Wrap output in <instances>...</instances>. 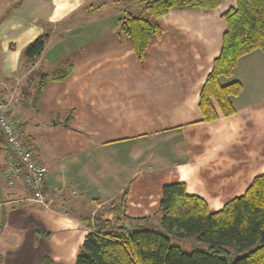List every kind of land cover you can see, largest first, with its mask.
<instances>
[{"label":"crops","instance_id":"crops-1","mask_svg":"<svg viewBox=\"0 0 264 264\" xmlns=\"http://www.w3.org/2000/svg\"><path fill=\"white\" fill-rule=\"evenodd\" d=\"M146 1L0 0L10 8L0 19V93L19 99L14 112L47 168L50 203L23 200L28 191L19 182L8 185L0 130L1 234L6 226L25 232L12 250H0L1 264H41L44 257L75 264L89 232L80 217L112 220L105 206L127 187L123 224L157 230L164 186L184 182L214 213L264 173V52L244 56L222 80L243 85L234 115L203 122L199 109L222 50L223 14L236 0L208 12L171 11L141 63L118 21L140 13ZM44 35V52L28 63L26 47ZM66 63L71 74L49 80L36 104L22 96L25 88L36 93L42 76Z\"/></svg>","mask_w":264,"mask_h":264},{"label":"trees","instance_id":"trees-1","mask_svg":"<svg viewBox=\"0 0 264 264\" xmlns=\"http://www.w3.org/2000/svg\"><path fill=\"white\" fill-rule=\"evenodd\" d=\"M225 1L149 0L139 14L128 12L119 19V31L143 63L149 48L162 36L161 18L174 10L208 12ZM223 19L227 30L222 50L200 94L203 122L235 114L233 99L242 93L243 85L239 81L223 84L222 80L232 77L244 56L264 52V0H236V7L224 13ZM48 38L41 36L26 47L24 58L28 63L42 55ZM71 72L72 64L66 63L51 75L44 74L36 93L25 88L22 96L36 104L49 80H64ZM128 195L127 187L108 211L115 222L100 216L80 217L89 232L75 264H264V173L253 180L242 196L214 213L204 199L188 192L184 182L164 186L160 202L162 231L126 228L123 221L127 218ZM173 238L194 239L206 250L196 247L198 250L185 252L172 242ZM237 256L240 258L236 260ZM1 261L0 258V264ZM41 264L56 263L44 257Z\"/></svg>","mask_w":264,"mask_h":264},{"label":"built area","instance_id":"built-area-1","mask_svg":"<svg viewBox=\"0 0 264 264\" xmlns=\"http://www.w3.org/2000/svg\"><path fill=\"white\" fill-rule=\"evenodd\" d=\"M18 100L16 97L7 100L0 93V130L8 148L6 180L11 188L19 182L28 191L29 196L23 200L49 207L45 195L47 168L39 163L35 152L25 143L22 120L14 112Z\"/></svg>","mask_w":264,"mask_h":264},{"label":"rangeland","instance_id":"rangeland-1","mask_svg":"<svg viewBox=\"0 0 264 264\" xmlns=\"http://www.w3.org/2000/svg\"><path fill=\"white\" fill-rule=\"evenodd\" d=\"M3 5H4V3H2L0 5V19L2 17H4V15L10 10V8H5ZM136 14H139V13H136ZM110 208H111V205L105 206V211H109ZM1 211H2V209H0V212ZM4 219H5V216H4ZM104 220H107V219H104ZM110 221L115 222L114 216H113V219ZM2 226H3V224H0V234L2 232V230H1ZM155 231H162V229L159 227ZM24 234H25V232L16 231V230L10 229L8 226H6L5 229L3 230V233L0 235V250H2V252H4V253L12 250L14 248L15 242L17 241L18 237L20 235H22L24 237L25 236ZM181 241L182 240H176L174 238L172 239V242L174 244L181 246V248L185 252H192L191 249L196 248V247L199 250H206L205 245L196 242L194 239H189V240H186L185 242H181Z\"/></svg>","mask_w":264,"mask_h":264},{"label":"water","instance_id":"water-1","mask_svg":"<svg viewBox=\"0 0 264 264\" xmlns=\"http://www.w3.org/2000/svg\"><path fill=\"white\" fill-rule=\"evenodd\" d=\"M7 150H8V148H7ZM239 258H240V256H237V257H236V260L239 259Z\"/></svg>","mask_w":264,"mask_h":264}]
</instances>
